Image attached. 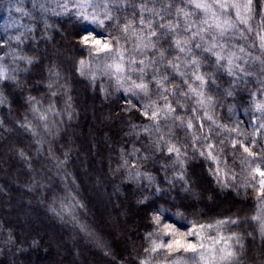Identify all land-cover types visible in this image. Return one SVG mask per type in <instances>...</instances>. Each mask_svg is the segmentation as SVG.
Segmentation results:
<instances>
[{
  "label": "trees",
  "instance_id": "1",
  "mask_svg": "<svg viewBox=\"0 0 264 264\" xmlns=\"http://www.w3.org/2000/svg\"><path fill=\"white\" fill-rule=\"evenodd\" d=\"M145 1L127 0L122 9L115 11V20L95 24L79 18L71 7L65 12V0H54L46 10L22 13L6 31L7 42L21 47L34 62L17 81L0 80L4 95L0 107V264H138L145 236L153 226V212L160 206L204 220L254 210L256 192L246 186L250 179L243 149L233 147L228 138H217L220 158L235 177L231 188H223L212 175V163L200 154V139L174 118L190 120L198 96L189 92L184 79L172 71L168 72L171 79L165 95L175 114L163 123L168 128V139L180 149L179 158L191 189L163 182L161 190L147 196L142 186L129 178L128 166L135 164L162 179L159 162L165 150L158 146L157 133L145 131L148 119L134 105L145 103L151 92L128 91L133 86L115 81L107 86L99 80L90 81L81 76L79 65L89 53L83 37L121 36L124 19L140 18L146 13L139 11ZM156 1L154 9L160 16L151 13L149 19L157 17L158 29L166 31L158 25L178 22V29L184 31L185 20L176 10L189 7L185 0ZM262 1L253 0L254 20L262 16ZM5 2L0 0V9ZM191 12L201 16L195 8ZM170 35L172 38L168 37L164 45L173 49L176 37ZM16 36L20 41L14 39ZM193 54L202 67L210 69L203 93L211 97L207 101L217 125L232 124L250 104L251 82L233 83L235 78L225 64L206 48L193 50ZM253 67L250 70L264 84V64L254 62ZM172 89H176L175 95ZM128 100H132L128 102L132 106ZM90 104L95 105L98 120L109 118L98 131L100 142L93 143L95 155L103 158L105 194L110 196L115 189L119 192L114 196L119 207L108 216L97 207V197L82 173L83 155L91 152ZM45 110L69 112L71 120L56 129H44L36 119ZM165 157L173 158V153ZM23 199L28 202L18 205ZM224 205L227 207L222 208ZM37 210L40 214L36 212L28 222L31 230H26L21 219ZM36 217H40L37 224ZM47 219L54 228L61 229L58 240L54 231L46 228ZM119 228L121 236L115 231ZM63 239L69 241L61 245ZM84 251L89 254L86 259ZM242 264H264V235L257 230L246 246Z\"/></svg>",
  "mask_w": 264,
  "mask_h": 264
},
{
  "label": "rangeland",
  "instance_id": "2",
  "mask_svg": "<svg viewBox=\"0 0 264 264\" xmlns=\"http://www.w3.org/2000/svg\"><path fill=\"white\" fill-rule=\"evenodd\" d=\"M53 1L54 0H6V2L3 4V7L0 9V67H3L6 70L8 78H0V80L13 82L17 81L34 62V59L30 55H28L27 52H25L21 47L7 42L6 31L8 30V28H10L16 23V21L20 19L22 13L25 14L27 12L36 11V9L46 10V8ZM67 2L69 3V1ZM206 2L210 5H213L212 10L216 11L217 14L221 13L219 6L214 4V0H206ZM239 2L242 3L243 0H239ZM185 3L187 6H189L186 7L185 10H187V12L192 13L191 10L195 8L194 4L188 3L187 0H185ZM262 4V16L254 20V17L252 15V19L250 21L253 28L252 32L246 31V26L240 25V31L244 32L243 36H241L240 32L236 30H230L224 36H219L216 30L213 29L208 31L204 35L203 39L198 36L196 37V39L192 40L191 43L187 45L188 48H191V53H189L187 51H179L177 48L174 47L175 45H173V49L170 48V45L168 47L165 46L164 42L169 39L168 37H171V33H169V35L163 37L162 39L152 37V40L155 41L157 44V49L149 48L141 52L134 53V58L137 61L145 60L146 66H142L139 63L129 66L126 75L130 77L131 80L140 83V74L136 71H133V68L139 69L140 67H144L145 71L143 75V82L148 84V92H151V97H149L145 103L136 102L134 105L140 110L142 114L145 111L149 112L148 116H145L143 114L144 117L148 119L147 127H145V129L158 134V146L159 148L165 150V153L163 154L159 162L161 166L162 179H159L155 172L146 169V167H144L143 165L130 164L128 166L129 178L136 184L142 186L147 196L152 195L156 189L161 190L163 187V182H176L183 185V187L188 191H190L191 189L190 184L185 179L181 158H179L175 153H173V158H164L165 155L169 154V152L167 151V147L170 144H173L170 139H168V128L165 127V124L163 123V120H165V118L161 116L159 119V123L157 124L150 118L153 109L147 108L145 106L155 103L158 107L163 108L165 105V99L170 103V101L166 98L165 95L166 89L168 90L167 82L171 79L170 74L168 73L170 71L177 73L182 79H184V81L188 84L189 87L196 88L198 91L203 92V86H201L200 82L195 79L194 73L204 75L205 80H207L210 76V69L206 65L203 66L205 68L202 67L201 61L194 56L193 50L197 51L202 50L203 48L207 49L213 43L225 46L222 49H214V51L221 52L225 57H227L230 53H236L234 65L239 64V66L243 68L244 71H240L239 68H235L233 66V72L231 73L232 76L235 78L233 79V83H244L245 80H249L251 82V87L253 88V94L248 108L241 111L239 117H237L232 124L226 125L228 129H238L239 133H237L236 131L229 132L225 128L219 127L220 124L219 126L217 125L218 123L216 122V118L212 112V106H210V103L208 102L209 100L207 101L206 96L203 106L198 103L200 97H198V99L196 100L197 107H195V109L192 111L193 115H191L190 119L193 122L194 127L192 129H188L192 131L193 135L196 138L200 139L198 140L199 142H201V149H199L200 154L204 153V155L202 156L207 158L212 163V175L215 176V179L217 180L218 184L223 188H231L234 175L231 171L228 170L226 164H224L218 153L219 148L217 144V138L219 136L223 138H228L229 141H231V144L233 140H241L245 144H248L249 141H251V144L254 145V147H252V151L260 154V156H264V151H262L264 150V128L260 127L261 124H264V112L257 110V105L264 104V84H262L260 79L257 80V78L255 77L256 74L250 70L251 68H254V62H260V60H264V49L260 48V41L257 35V33L264 35V32H261L259 27V22L264 19V0L262 1ZM144 5L148 9H154V7H156L157 5V1L154 0L153 2V0H146ZM67 6L73 8L71 2L70 4H67ZM17 9H19V11H17ZM196 10L200 11L201 16L195 17L194 15H191L190 17V22L194 23L196 27H203V25L201 24V21L203 19H209V21L211 22L210 13L206 14L200 9ZM151 13L152 12L150 11H146L143 17L147 20L149 19ZM226 17H231L233 22H235V11L231 8L227 9L224 15L221 16V18L223 19ZM126 19L133 20L134 22H136L135 27L137 32H140L141 35L145 34L140 31L144 26L138 23L139 18L129 17ZM126 19L124 20L126 21ZM152 20L154 22V26L156 27V31L158 33L162 32L155 25L157 17H154ZM196 27L193 28V31H196ZM177 34H179V38H181L182 40L190 39L191 37V33L186 32L185 30L180 31V29L178 28L175 30V33H172V35L177 38ZM88 37L89 41L86 44L89 50L88 57L83 60L85 62L83 66L81 64L79 65L81 76L90 81L99 80L102 82V84H105V86H107L108 82L110 83L112 81H115L117 83L116 76L114 74L105 72L103 65L106 62L105 57L107 54L103 52H96L93 38L95 40H99L102 45L110 42V46L114 49L122 47L126 50V52H131V50L133 49L135 44V38L129 37L128 39H125V35L123 33L121 34V36L115 35L112 37ZM117 39H119L120 44L116 43ZM197 44L201 45V47H195V45ZM240 47L244 48V52L239 51ZM158 50L164 51L165 56L163 59L160 58ZM20 57H26L32 62L28 63L27 60L20 59ZM256 57H259L260 60L255 59ZM193 58L200 61L199 69L191 65L190 61ZM149 60L153 61V63L148 64L147 61ZM167 61L179 65V71H176L172 67H170L169 64L166 63ZM219 62L225 64L226 68L229 69L230 66L227 64L226 60H219ZM107 63H112V61L107 60ZM180 73H183V75H181ZM164 77H167V80L163 81L164 87L161 88L157 81L163 80ZM124 84L133 86L127 81H125ZM151 87L152 89H154V92ZM153 93H155V97ZM131 101L132 100L127 101V104L130 106L133 105V103H128ZM3 102L4 95L0 89V107L2 106ZM94 107V104H90L89 113L91 116V128L89 129V133L91 152L90 154L83 155L84 168L82 169V173L83 178H85V183L87 184V187L91 189L93 196L97 197V207L103 209L108 216L110 213L114 214L115 212L112 211L116 210L119 207L118 204L114 201V196L117 195V193L119 192H117V190L115 189V191L113 190L114 193H111V195L109 196L105 194V191L103 189V187L107 184V178L104 177V174L102 172L103 158L95 155L93 143L100 142V137H98L97 135L98 131H100L101 128H104V125H107V122H109V118L105 116L101 120H98L97 113ZM205 111L208 112V115H211L213 117V120H208L206 116H204ZM37 117L39 118V120L36 119V122L40 123L44 129H51L53 127L56 129L59 124H63L64 122L71 120V115L69 112H62L58 110H45L40 112ZM41 117H46V119H42ZM208 145H213V147L209 149ZM209 152H211V155H209ZM244 155L245 157L247 156L246 153H244ZM90 156L93 157V162ZM211 156H215L216 159L213 160ZM260 156L257 157V162H259ZM251 159V157H248V160ZM246 166L248 172V179H250L251 182V176L249 175L247 163ZM137 173H139V175H137ZM181 175L183 176V179L180 178ZM149 176L152 178L151 180L147 178ZM9 182L12 181L10 180ZM252 188L253 192H256V195L254 197V210L251 213H231L224 217H217L204 220L199 219L196 216L184 213L180 210H173L165 206H160L153 212V217L159 215L161 217V226L165 223L174 225L181 232H187L194 225L214 224L217 220L231 219L238 221L237 223H229L222 226L221 232L225 236L235 233L241 237L242 247L240 245H236V251L238 253V264H242L245 259L246 246L249 241L254 237L255 230L264 235V233L261 232V225L262 223H264V197H259L257 195L256 188ZM23 202L26 203L28 202V200L23 199L18 203V205H22ZM125 204L126 202H124L123 206ZM27 207L31 208L32 206L31 204H28ZM226 207L227 205H224L222 208ZM36 212L40 214L37 210L35 211V214H28L26 218L21 219V222L25 225L26 230H31V225H29L28 222L35 215H37ZM117 216L122 218V215L120 213L118 214V211ZM254 216H260L262 220L259 222L253 220L252 217ZM39 218L40 217H36L34 221L35 224H37ZM45 223L48 226L46 227L47 229L51 230V232L52 230L55 232H52V234L58 240L59 236H61V229H59L58 227L54 228L48 219L45 220ZM156 228L157 225L153 221L152 229L149 232H154ZM115 231L118 235H122V231L120 230V228L116 229ZM39 234H42V232H39ZM205 235L208 237L215 236L216 230H207ZM163 239L167 240L168 237L165 236L163 237ZM187 239L195 242L194 237H187ZM68 241L69 240L63 239L62 242L59 243L61 245H65ZM149 246V241L145 236L144 253L138 264H140L141 260L148 257V253L145 252V249ZM83 256L86 259L87 257H89V254L84 251ZM161 259H163L161 255H154L152 257L153 264H156V261Z\"/></svg>",
  "mask_w": 264,
  "mask_h": 264
},
{
  "label": "snow or ice",
  "instance_id": "3",
  "mask_svg": "<svg viewBox=\"0 0 264 264\" xmlns=\"http://www.w3.org/2000/svg\"><path fill=\"white\" fill-rule=\"evenodd\" d=\"M126 2L127 0H71L76 15L83 20H87L95 24H103L105 21L115 20V11L122 9ZM187 2L194 4L196 9H200L206 14L210 13L211 22L209 19H203L201 21L203 27H196L194 23L190 22L192 13L185 11L183 8H178L176 10L177 15L182 16L186 22L185 31L191 33L190 39L182 40L179 38V34H177V38L173 41L175 47L181 52L187 51L191 53V48H188L187 45H189L191 41L196 39L198 36L203 39L204 35L213 29L216 30L219 36H224L230 30L239 31L240 35L243 36L244 32L240 31V25L246 26L245 30L248 32L253 31L252 25L250 23L253 15V0H243L242 3L239 2V0H214V4L218 5L221 10L220 14H217L216 11H213V5L208 4L206 0H187ZM229 8L235 11V22H233L231 17H226L223 19L221 18V16L224 15L226 10ZM63 9L65 12L70 11L67 6V0H65ZM17 11H19V9H17ZM139 11L142 13L144 11H150L155 16H160V13L155 9H148L143 4L139 6ZM160 18L163 19V17ZM135 23L136 22L133 20L126 19L125 23L120 28V31L125 35V39H128L129 37L135 38V44L131 52H126V50L122 47L114 49L110 46V42L102 45L99 40H95L93 38L94 47L97 53L103 52L107 54L105 57L106 62L103 65L104 70L106 73L114 74L118 84H122L127 81L133 85L132 88L127 89L128 91L139 90L140 92L147 93L148 84L143 82V75L145 71L144 67H140L139 69L133 68V71H136L140 74V83L131 80V78L126 75L129 66L135 65L137 63L142 66H146L145 60L137 61L134 58V53H138L149 48L157 49V44L152 40V37L162 39L163 37L169 35V33H175V30L179 28V23L168 22L159 24L158 26L162 29H165L166 31L158 33L156 31V27L154 26L153 20H146L143 16H141L138 20V23L144 26L140 30L141 32L145 33L144 35H141L140 32H137ZM194 27H196V31H193ZM259 27L260 31L264 32V19L259 22ZM257 35L260 41L259 46L261 49H264V35H261L260 33H257ZM14 39L20 41V36H16ZM88 41V36L83 37V42L85 44H87ZM116 43L120 44L119 39H117ZM195 47L199 48L201 45L197 44ZM224 47V45L213 43L206 50L209 53L214 54L218 61L226 60L227 64L230 66L228 69L230 73L233 72V66L235 68H239L240 71H244V69L241 68L239 64L234 65L236 53H230L227 57H225L221 52L214 51L216 48L222 49ZM239 51L244 52V48L240 47ZM158 52L160 58L163 59L165 56L164 51L158 50ZM20 59H25L28 63L32 62L26 57H20ZM255 59L260 60L259 57H256ZM107 60H111L112 63H107ZM147 63L151 64L153 61L149 60ZM166 63H168L169 66L174 70L179 71V65L171 63L170 61H167ZM190 63L199 69V60L193 58ZM260 63L264 64V60H260ZM80 64L83 66L85 62L80 61ZM180 74L183 75V73ZM194 76L195 79L200 82L201 86H204L207 83L204 75L194 73ZM0 78H8L6 70L3 67H0ZM164 80H167V77H164L163 80L157 81L161 88L164 87ZM171 91L172 94L175 95L176 89H172ZM189 92L200 97L198 103L203 106L205 101V93L192 87H189ZM184 95H187V93H184ZM229 95H231L230 92ZM207 99L211 100V97H207ZM145 107L153 109L150 118L157 124L159 123L161 116L167 119L170 115L175 114V108H173L166 99L163 108L158 107L155 103ZM181 107H183V105H181ZM257 110L264 112V104L257 105ZM143 114L148 116L149 112L145 111ZM204 116H206L208 120H213V117L208 115L207 111H205ZM41 118L46 119V117ZM174 118L181 120L182 126H186L189 129L194 127L191 120L184 121L179 116H174ZM219 127L225 128L229 132L236 131L239 133L238 129H228L226 125H220ZM260 127L264 128V124H261ZM145 131H147V129H145ZM237 145L242 147L243 152L247 154L245 157V162L248 164L251 182L246 186L256 188L257 195L259 197H264V156H260V154L252 151V147H254V145L251 144V141H249L248 144H245L241 140H233L232 146L236 147ZM208 147L211 149L213 145H208ZM167 151L169 153H175L178 157L180 155V149L174 144H170L167 147ZM201 155H204V153H201ZM209 155H211V152H209ZM258 156H260L259 162H257ZM248 157H251L252 159L248 160ZM211 158L213 160L216 159L215 156H211ZM137 175H139V173H137ZM147 178L149 180L152 179L150 176ZM180 178L183 179V176L181 175ZM233 179H235V177H233ZM252 219L258 222L262 220L260 216H254ZM153 221L157 225V228L154 232H149L146 234V238L148 239L150 245L145 249V252L148 253V257L141 260L140 264H153L152 257L156 254H159L163 257V259L156 261V264H238L236 245H240L242 247L241 237L235 233L225 236L221 232L222 226L229 223H237L238 221L231 219L217 220L214 224L194 225L187 232H181L174 225L166 223L161 226V217L159 215L154 216ZM210 229L216 230L215 236L208 237L205 235L206 231ZM261 232L264 233V223L261 225ZM165 236L168 237L167 240L163 239ZM187 237H194L195 242L187 239Z\"/></svg>",
  "mask_w": 264,
  "mask_h": 264
}]
</instances>
